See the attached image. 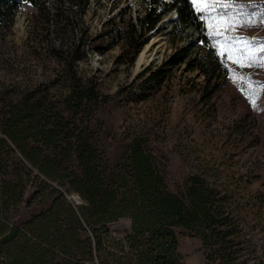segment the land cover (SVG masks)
Returning a JSON list of instances; mask_svg holds the SVG:
<instances>
[{
	"label": "rangeland",
	"instance_id": "obj_1",
	"mask_svg": "<svg viewBox=\"0 0 264 264\" xmlns=\"http://www.w3.org/2000/svg\"><path fill=\"white\" fill-rule=\"evenodd\" d=\"M238 4L245 7L239 8ZM129 7L126 22L145 13L142 0H42L38 7L25 5L9 28H0V97L10 91L11 101L15 102L38 89L48 92L50 99H57L65 90L66 81L61 77L65 74L64 64L54 51H67L76 45H82L80 58L74 64L77 75L83 79L94 76L99 91L113 97L149 67L164 65L186 44L188 36L175 39L169 35L173 30L171 20L176 18V13H171L159 24L167 30L153 36L142 48L141 52L148 50L149 62L138 73V57L131 65V54L126 55L133 49L129 37L118 40L116 47L107 53L98 51L95 41H112L113 25L125 26L118 17ZM196 7L202 11L209 6ZM215 9L226 15L217 16L215 22L208 15L203 17L229 71L223 87L211 99L202 100L205 80L199 71H187L185 65L172 69L164 86L147 100L129 102L123 97L120 104L101 114L110 132L106 145L110 156H118L133 136H146L171 188L173 179L199 170L208 172V178L218 183L216 188L221 195L229 193L223 204L224 212L238 221L237 238L251 240L253 249H241L239 260L264 264V0H237L231 6L216 4ZM212 15L216 16V12ZM220 36L228 39L218 40ZM5 105L6 98L0 107ZM0 138L7 141L4 152L9 159L7 174L0 177L13 185L16 165L22 167L20 161L27 166L29 163L19 153L11 154V141L1 133ZM29 169L31 177L23 176L21 202L12 204L8 197L4 200L9 204L1 206L3 200L0 201V230L5 234H11L16 221L41 214L49 216L56 206L54 199H59L55 188H62L57 182H48L37 169L30 166ZM23 172L28 173L24 168ZM42 180L50 184L49 189H43ZM64 195L67 203H83L75 192ZM26 197L31 198V204L25 203ZM132 225L129 216L110 224L101 252L95 253V261L80 257L72 260V254L65 255L64 260L101 264L98 260L103 257L109 264H130L132 260L135 264L132 243L128 240L133 235ZM38 229L32 227L28 231L27 237L33 243ZM3 238L0 236L2 245ZM178 241L180 264H206L208 250L199 237L179 230ZM61 260L58 256L54 264ZM0 264H11V256L0 254Z\"/></svg>",
	"mask_w": 264,
	"mask_h": 264
},
{
	"label": "trees",
	"instance_id": "obj_2",
	"mask_svg": "<svg viewBox=\"0 0 264 264\" xmlns=\"http://www.w3.org/2000/svg\"><path fill=\"white\" fill-rule=\"evenodd\" d=\"M142 1L144 15L126 22L130 7L122 10L118 19L125 26L113 25L114 39L106 43L96 40L95 48L107 53L118 40L129 37L133 49L126 55L131 54L129 62L133 65L151 38L167 30L159 24L176 13L169 35L175 39L189 38L164 65L149 67L112 97L99 91L94 76L83 79L77 75L74 64L80 58L82 45H76L67 51H54L64 64L65 74L61 77L66 81V88L57 99H50L48 92L38 89L15 102L11 101L10 91L0 97L1 101L6 98V105L0 107V133L11 141V154L19 153L48 182L56 181L60 189L75 192L83 200L82 205L67 203L65 192L55 188L59 199H54L56 206L49 216L41 214L16 221L11 234L0 230V236H4L0 254L10 255L11 264H54L58 256L62 260L56 264H76L72 260L77 257L95 261L108 226L125 216L133 221V235L128 240L135 264H180L179 230L201 239L208 250L206 264H248L239 258L241 249H253L251 240L237 238L238 221L224 212L229 193L222 196L216 188L218 183L208 178V172L199 170L173 179L171 188L143 135L133 136L121 155L108 154L106 142L110 132L101 114L120 104L121 98L129 102L147 100L164 86L172 69L185 65L187 71L198 70L204 77L200 97L209 100L223 87L229 72L204 17L198 15L201 11L196 5V11L193 10L191 0ZM41 2L0 0V28H9L25 5L38 7ZM6 142L0 138V174L4 177L9 161L4 152ZM21 163L22 167H15V184L0 177L1 206L9 204L4 200L8 197L12 204L22 200L23 176L29 179L31 171ZM48 182L42 180L43 189L50 188ZM30 200L26 197L25 203L31 204ZM25 224L31 225L24 229ZM32 227L39 228L34 243L27 237ZM69 254L72 260H64ZM100 260L101 264H109L103 257Z\"/></svg>",
	"mask_w": 264,
	"mask_h": 264
},
{
	"label": "snow or ice",
	"instance_id": "obj_3",
	"mask_svg": "<svg viewBox=\"0 0 264 264\" xmlns=\"http://www.w3.org/2000/svg\"><path fill=\"white\" fill-rule=\"evenodd\" d=\"M193 7V10L196 11L195 5L197 4H201V5H208L209 7L204 8L200 13H198V15H200L201 17L208 15L209 19H212L214 22L217 18V16L219 17H223L224 15H226V12H224L223 10H216L215 9V5L216 4H227L228 6H231L232 4H237V0H191ZM239 8H243L245 7V5L243 4H238L237 5ZM216 12V16H213L212 13ZM227 37L224 36H220L218 37V40H227ZM229 58H231L229 56ZM242 67L244 65H241Z\"/></svg>",
	"mask_w": 264,
	"mask_h": 264
},
{
	"label": "bare ground",
	"instance_id": "obj_4",
	"mask_svg": "<svg viewBox=\"0 0 264 264\" xmlns=\"http://www.w3.org/2000/svg\"><path fill=\"white\" fill-rule=\"evenodd\" d=\"M163 22H165V20ZM147 53H148V50L145 49L138 56V59H137V69H136L137 72L136 73H138L140 71V68L141 67H143L145 64H147V62H149V57L147 56Z\"/></svg>",
	"mask_w": 264,
	"mask_h": 264
}]
</instances>
